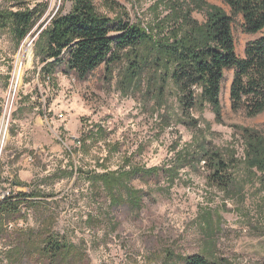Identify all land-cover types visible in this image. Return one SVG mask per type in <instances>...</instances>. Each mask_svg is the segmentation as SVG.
I'll list each match as a JSON object with an SVG mask.
<instances>
[{
  "label": "rangeland",
  "instance_id": "rangeland-1",
  "mask_svg": "<svg viewBox=\"0 0 264 264\" xmlns=\"http://www.w3.org/2000/svg\"><path fill=\"white\" fill-rule=\"evenodd\" d=\"M93 1L102 14L138 23L153 40L126 50L111 72L103 64L79 79L60 68L44 75L39 55L42 30L73 1L0 0L4 12L44 9L21 41L0 22V124L7 121L0 201H35L22 200L15 219H0V264H21L9 260L8 250L32 230L39 239L49 230L72 242L82 257L74 264H181L196 253L215 264H264V169L253 162L255 140L245 132L257 131L264 149V111L250 116L232 108L233 69L225 72L220 118L205 102L186 110L169 76L171 58L154 43L186 37L189 28L177 27L187 14L203 24L208 5L232 15L231 8L222 0ZM233 18L243 56L262 33H246L242 15ZM216 153L229 167L222 181L209 167ZM155 167L157 177L126 176L112 188L99 177ZM132 189L142 194L140 207L130 201Z\"/></svg>",
  "mask_w": 264,
  "mask_h": 264
},
{
  "label": "trees",
  "instance_id": "trees-1",
  "mask_svg": "<svg viewBox=\"0 0 264 264\" xmlns=\"http://www.w3.org/2000/svg\"><path fill=\"white\" fill-rule=\"evenodd\" d=\"M72 1L71 11H58L42 30L39 55L44 64L42 73L46 76L60 68L64 73H73L79 79H85L103 64L111 72L115 65L122 62L126 50L153 40L151 32L138 23L125 21L123 18H111L99 12L93 0ZM222 1L231 8L233 16L219 6L208 5L206 22L203 24L191 19L189 14L182 17L177 28L182 32L184 26L189 28L190 33L186 37H176L173 41L154 39V43L158 50L162 49L171 58L173 68L169 76L179 85L186 110L194 108L199 101L205 102L212 106L220 118V97L225 72L233 69L231 106L234 110L243 109L250 116H255L264 111V0ZM43 12L44 9L38 13L37 9L23 7L0 11V22L2 25L11 26L21 41L32 31ZM238 14L243 17L246 33H262L246 45L243 56L237 54L232 27L233 17ZM131 62V70H137V61ZM245 132L255 140L249 145L254 153L253 162L264 169V152L260 155L262 146L258 144L260 139H256L257 131ZM213 155V165L209 167L214 172L213 175L222 181L229 174L228 164L217 153ZM158 171L159 168L156 167L133 168L123 172L121 176H117L115 172L99 177L106 187L112 188L119 185L123 177L128 176L130 180L137 176L157 177ZM138 193L134 189L129 191L130 201L140 207L142 194L139 196ZM19 196L32 198L34 195ZM22 200L35 203L34 199L26 198L0 201V219H15L21 213ZM40 235L34 230L30 234L21 235L17 245L11 251L8 250L9 260L21 264H74L82 260L74 244L59 234L47 230L42 239H39ZM180 262L215 264L198 253L183 256Z\"/></svg>",
  "mask_w": 264,
  "mask_h": 264
},
{
  "label": "bare ground",
  "instance_id": "bare-ground-1",
  "mask_svg": "<svg viewBox=\"0 0 264 264\" xmlns=\"http://www.w3.org/2000/svg\"><path fill=\"white\" fill-rule=\"evenodd\" d=\"M24 48L26 51H28L30 49V43H28V41H27V43L24 44ZM21 56L22 55H20V57L17 61L16 67H15V73H14V78H16L17 82L20 80V76H22L21 73L23 70V61L21 59ZM6 123H7L6 118H4L0 124V153L2 150L4 138H5L6 131H7Z\"/></svg>",
  "mask_w": 264,
  "mask_h": 264
}]
</instances>
